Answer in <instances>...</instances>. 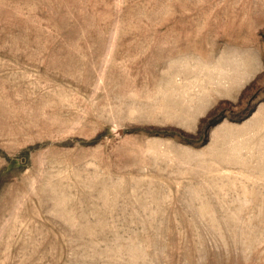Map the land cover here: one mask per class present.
<instances>
[{
  "label": "rangeland",
  "instance_id": "1",
  "mask_svg": "<svg viewBox=\"0 0 264 264\" xmlns=\"http://www.w3.org/2000/svg\"><path fill=\"white\" fill-rule=\"evenodd\" d=\"M0 264H264V0H0Z\"/></svg>",
  "mask_w": 264,
  "mask_h": 264
}]
</instances>
